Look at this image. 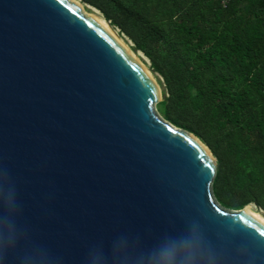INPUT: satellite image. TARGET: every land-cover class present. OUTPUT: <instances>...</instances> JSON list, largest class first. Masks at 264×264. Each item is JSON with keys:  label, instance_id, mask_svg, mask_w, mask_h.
Masks as SVG:
<instances>
[{"label": "water", "instance_id": "obj_1", "mask_svg": "<svg viewBox=\"0 0 264 264\" xmlns=\"http://www.w3.org/2000/svg\"><path fill=\"white\" fill-rule=\"evenodd\" d=\"M162 100L80 5L0 0V204L19 201L23 229L5 264L34 244L57 264H84L94 243L108 251L125 234L151 247L192 218L230 254L225 264H264V222L247 211L263 209L218 203L214 154L160 115Z\"/></svg>", "mask_w": 264, "mask_h": 264}, {"label": "trees", "instance_id": "obj_2", "mask_svg": "<svg viewBox=\"0 0 264 264\" xmlns=\"http://www.w3.org/2000/svg\"><path fill=\"white\" fill-rule=\"evenodd\" d=\"M80 1L149 58L158 112L217 160L218 203L264 211V0Z\"/></svg>", "mask_w": 264, "mask_h": 264}, {"label": "clouds", "instance_id": "obj_3", "mask_svg": "<svg viewBox=\"0 0 264 264\" xmlns=\"http://www.w3.org/2000/svg\"><path fill=\"white\" fill-rule=\"evenodd\" d=\"M22 206L0 204V264H5L9 251L16 252L23 231L20 223ZM185 230L176 235L165 234L151 247L139 236L121 234L106 251L102 242L88 247L84 264H225L230 258L208 235L199 219L185 222ZM237 253L241 251L237 246ZM242 264L252 259L240 257ZM22 264H57L59 258L45 245L34 244L21 256Z\"/></svg>", "mask_w": 264, "mask_h": 264}, {"label": "bare ground", "instance_id": "obj_4", "mask_svg": "<svg viewBox=\"0 0 264 264\" xmlns=\"http://www.w3.org/2000/svg\"><path fill=\"white\" fill-rule=\"evenodd\" d=\"M71 3H76L78 5H80L82 8H84L85 12L90 14L91 16H93L100 24H102L110 33H112L136 58L137 60L141 63V65L143 66V68L145 70L148 71V73L150 74V76L152 77V79L155 81L156 86L159 87L158 83L156 82V78L154 77L153 73L151 72V70L149 69V67L147 65H145V63L141 60L140 55H138L137 53H135L131 47L129 46V44H127L125 42V38L123 36H121L118 32V30H116L105 18L104 16L94 7H90L88 5H83L79 0H69ZM86 6L92 8L93 12H89L86 8ZM160 88V87H159ZM209 153V151H208ZM248 212L252 213L254 216H256L257 218H259L262 222H264V213H261L260 211H258L257 209H255L254 207H249L247 209Z\"/></svg>", "mask_w": 264, "mask_h": 264}, {"label": "rangeland", "instance_id": "obj_5", "mask_svg": "<svg viewBox=\"0 0 264 264\" xmlns=\"http://www.w3.org/2000/svg\"><path fill=\"white\" fill-rule=\"evenodd\" d=\"M82 3V2H81ZM84 5V4H83ZM86 8H87V10L89 11V12H93L92 11V8H90V7H88V6H86ZM116 30H118V29H116ZM118 32H119V30H118ZM121 36H123V35H121ZM125 39V42L127 43V44H129V46L131 47L132 46V44H131V42L125 37V36H123ZM132 49V48H131ZM133 50V49H132ZM134 51V50H133ZM135 53H137L138 55H140V58H141V60L145 63V65H147L148 67H149V69L151 70V67H150V65H151V62H150V60H149V58L148 57H145L144 56V54L142 53V52H136V51H134ZM151 72L153 73V75H154V77L156 78V82L158 83V85H159V87H160V89H161V91H163V86H164V84H163V81H162V78H160L158 75H156L152 70H151Z\"/></svg>", "mask_w": 264, "mask_h": 264}]
</instances>
